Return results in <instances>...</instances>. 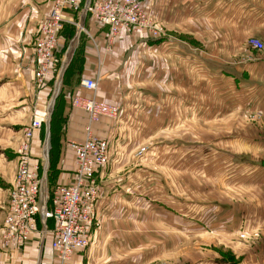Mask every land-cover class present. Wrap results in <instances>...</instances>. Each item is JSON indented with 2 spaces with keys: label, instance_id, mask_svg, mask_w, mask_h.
<instances>
[{
  "label": "crops",
  "instance_id": "0c3cea01",
  "mask_svg": "<svg viewBox=\"0 0 264 264\" xmlns=\"http://www.w3.org/2000/svg\"><path fill=\"white\" fill-rule=\"evenodd\" d=\"M51 1L0 0V83L3 78L10 79L6 86L0 85V92L20 82L29 93L27 85H31L29 80H33L37 66L34 43ZM209 2L202 0L201 14L209 12ZM219 2H223L217 12L219 25L230 21L233 36L241 33V25L245 24L243 29L252 35L259 24H264L258 8L243 12L236 0L227 8L225 0ZM142 3L145 10L152 13L153 21L165 29L166 37L153 39L142 31L123 34L108 44L106 27L86 20L85 33L75 41L73 55L54 100L52 156L56 176L52 185L74 181L75 155L67 143L84 139L87 115L71 107L72 95L79 92L120 109L116 120L102 119L93 126V133L109 144L108 164L96 175L98 197L90 244L74 254L73 264H158L161 251L149 245L150 240L172 239L170 246L174 250L178 238L196 236L217 238L223 251L227 248V253L234 257L229 260L218 253V261L203 260L199 264H264L262 244L253 243L252 247V241L237 240L252 232L264 237V218L256 209L243 216L237 209L227 210L225 204L219 202L218 208L205 207V217L196 218L193 199L188 194L189 189L193 190L192 163L187 160L193 157L192 149L187 146L185 150H170L169 196L163 194L162 183L152 176L153 171L147 165H152V157L164 156L162 152L143 154L140 158L136 150L146 139L147 127L219 124L225 115L226 98H230L232 108L236 109L241 107L242 94H249L255 109H264V54L254 53L248 47L244 53L234 52L228 61L210 54L204 49V40L173 36L175 29L192 17V13L176 9L177 0H142ZM71 27L65 26L58 44L57 56L61 62L65 59L64 48L68 42V47L72 45L74 30ZM168 29L173 30V35ZM220 34L219 46L241 45L240 38L232 37L225 29ZM58 74L59 71H55L51 78L43 81L38 107H42L49 88L52 86L55 90ZM82 79H96L97 89L94 92L79 89ZM26 101V113L31 114L34 101ZM180 140L186 144L193 142L188 138ZM178 158L186 160L185 165L180 166L186 175L184 189L175 185ZM179 190L183 202L178 200ZM237 202L258 205L256 198ZM183 206L184 215L178 210ZM49 225L51 228L52 223ZM198 228L201 233L195 232ZM52 238L50 232L45 237L35 233L24 247L12 251L11 259H6L5 264H57L51 249ZM138 238L150 240L147 244L146 241L139 243ZM213 242L207 241L209 247L216 246ZM147 253L151 254L148 260Z\"/></svg>",
  "mask_w": 264,
  "mask_h": 264
},
{
  "label": "rangeland",
  "instance_id": "374dc122",
  "mask_svg": "<svg viewBox=\"0 0 264 264\" xmlns=\"http://www.w3.org/2000/svg\"><path fill=\"white\" fill-rule=\"evenodd\" d=\"M209 1V12L206 13L204 11L201 14L202 0H177L178 5L176 9L190 12L192 13V17H189L190 21L182 23V25L175 29V35L171 33L173 30L168 29L170 33L174 37H193L200 41L204 40L206 44L204 49L208 50L210 54L225 57L224 59L227 61L232 59L231 55L234 52L244 53L247 47L254 51V53L264 54V48L260 51H255L248 44L250 38H256L264 45V24H259L257 32L252 35H249L248 30L243 29L245 24L241 25L239 26L241 33L234 34L235 37L240 38L241 45L219 46L220 31L225 29L226 33H230L234 37L231 31L233 27L231 22L227 20L224 21L225 23L222 22L223 25H219V15L217 12L223 2L221 3L219 0ZM225 1L226 8L234 5V0ZM236 3L242 6L243 12L258 8V14L262 16V20L264 19V8H262L264 7V0H236ZM51 5L52 1L50 8ZM142 6L144 7L143 3ZM147 13L153 21L152 13ZM72 28L75 31V27ZM69 43L64 48L63 55ZM9 81L10 79L3 78L0 85L6 86V83H9ZM29 81L32 86L27 85L29 87L28 94L26 93L24 83L20 82L14 84L9 89L7 87L6 90L3 88L4 90L0 92V264H5L7 262L6 259H11L12 251L21 249L11 247L7 243L3 231L9 194L14 186L13 178L17 169L24 159L27 158L28 166L31 171H35V175L38 178L42 176L41 172L45 170L48 189L51 188L53 179L56 176L54 169L55 159L52 156V148L55 142L52 136L54 129L52 123L54 106L51 111L50 109L48 110L51 107L49 105L54 89L52 86L49 88L48 92L44 94L45 99L44 103L41 104L42 107H38L37 101L40 98L39 91L42 83H39L35 76L33 80L30 79ZM27 99L34 101L31 114L26 113L25 105ZM229 101L230 98H226L225 115L219 121V124L216 122L213 125L205 124L206 126H201L202 124H197V126L193 127L179 126L176 128L169 126L147 127L146 139L137 146L136 150L140 158L143 154L147 155L155 151L162 152L164 156L152 157L150 159L152 165H147L153 171L152 176L162 183L163 194L167 196L170 193L168 183L170 179V170L168 168L170 165V150H185L188 146L189 150L192 149L194 151L193 157L187 159L188 162L192 163L191 171L193 173V175H190L193 180V190L189 189L188 194L192 196L191 199L193 200L191 202L194 205L196 218L207 214L203 212L205 207L215 205L213 208H218L217 204L219 202L225 204V209H237L239 213L242 212L243 216L249 215V212H254L256 209L259 215L264 218V109H255V106L250 101L249 94H242L241 107H237L236 109L232 108V103ZM33 120L41 122L40 129L34 132L31 140H27L24 133ZM186 138L193 139V142L186 144L180 140H185ZM25 145H28V150L24 149ZM44 150L47 151L46 155H44ZM184 159H177L179 172L177 173V184L175 183V185L179 189H184L185 186L186 175L181 172L182 169L180 168V166L185 165L186 160ZM181 160L183 162L180 164ZM178 194V200L183 202L184 199L182 200L181 198L180 190ZM246 198L254 200L256 198L258 205L257 203L255 205L254 202L252 204L248 203V205L237 202ZM235 203H239V205L235 206ZM178 210L179 214H185L184 206L183 208L179 207ZM199 230L195 232L201 233V230ZM35 233L41 235V230L38 226L31 237ZM137 240L139 243L146 241L147 244L150 239L138 238ZM171 240L162 237L160 239H152L148 243L151 246L155 245L156 249L161 251V260L157 262L158 264H199L203 260L218 261V253L222 258L234 259L230 252L227 253L229 251L227 248H225L227 251H223L224 247L219 242L217 243V238L208 239L202 236L187 239L185 237L178 238L177 249L174 250L170 246ZM237 240L241 243L252 241L251 246L253 243H256V245L262 244L264 247V237L255 232L241 236L240 238L238 237ZM207 241H214L213 243L216 246L211 245L209 247ZM145 257L148 260L151 254L147 253Z\"/></svg>",
  "mask_w": 264,
  "mask_h": 264
},
{
  "label": "built area",
  "instance_id": "2783aa9c",
  "mask_svg": "<svg viewBox=\"0 0 264 264\" xmlns=\"http://www.w3.org/2000/svg\"><path fill=\"white\" fill-rule=\"evenodd\" d=\"M88 19L106 27L108 44L123 34L142 31L148 32L153 39L166 37L165 29L150 19L140 0H52L33 48L37 60L34 76L39 83L62 68L65 59L61 62L57 53L65 26L75 27L74 36H80L85 33L84 22ZM248 44L255 51L264 48L256 38H250ZM79 89L94 92L97 80L82 79ZM71 107L87 115L84 139L67 143L75 155L74 181L71 184H55L48 189L45 170L38 178L25 158L13 178L14 186L9 194L3 228L7 243L17 249L30 240L37 226L42 237L52 233L51 249L57 264H73L74 254L90 244L98 197L96 175L108 164L109 151L107 140L97 137L93 126L102 119L116 120L120 113L118 106L85 97L79 92L72 95ZM40 125L38 120L31 121L25 130V138L31 140ZM24 149L28 150V145ZM49 222L52 223L51 228Z\"/></svg>",
  "mask_w": 264,
  "mask_h": 264
},
{
  "label": "water",
  "instance_id": "95a60500",
  "mask_svg": "<svg viewBox=\"0 0 264 264\" xmlns=\"http://www.w3.org/2000/svg\"><path fill=\"white\" fill-rule=\"evenodd\" d=\"M78 37H79V35L75 34V36H74V38L72 40V45L69 47V49H68V51L66 53L64 64H63L61 70L59 71V74H58V77H57V80H56L55 90H54V92L52 94L51 103L49 105V106H51L50 111L53 109V103H54V100H55V98H56V96H57V94L59 92V88H60V84H61L63 73L65 71L66 65L68 64V62L70 61V59H71V57L73 55V52H74V49H75V46H74L75 45V41L78 40ZM50 111H49V113H50ZM47 137H48V133H47Z\"/></svg>",
  "mask_w": 264,
  "mask_h": 264
},
{
  "label": "bare ground",
  "instance_id": "6f19581e",
  "mask_svg": "<svg viewBox=\"0 0 264 264\" xmlns=\"http://www.w3.org/2000/svg\"><path fill=\"white\" fill-rule=\"evenodd\" d=\"M46 153H47V151H46V150H44V155H46Z\"/></svg>",
  "mask_w": 264,
  "mask_h": 264
},
{
  "label": "trees",
  "instance_id": "16d2710c",
  "mask_svg": "<svg viewBox=\"0 0 264 264\" xmlns=\"http://www.w3.org/2000/svg\"><path fill=\"white\" fill-rule=\"evenodd\" d=\"M72 28V27H71ZM74 30V29H73ZM74 32V31H73Z\"/></svg>",
  "mask_w": 264,
  "mask_h": 264
}]
</instances>
